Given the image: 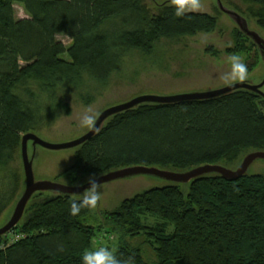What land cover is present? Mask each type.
Returning a JSON list of instances; mask_svg holds the SVG:
<instances>
[{
  "label": "trees",
  "instance_id": "obj_1",
  "mask_svg": "<svg viewBox=\"0 0 264 264\" xmlns=\"http://www.w3.org/2000/svg\"><path fill=\"white\" fill-rule=\"evenodd\" d=\"M244 1L258 7L253 16L264 29V0ZM16 4L27 17L17 16ZM175 10L165 5L153 13L145 0H0V217L24 185L18 163L24 133L70 114L66 98L75 91L91 101L96 85L108 87L126 57L150 55L163 39L218 26L216 15L176 17ZM241 35L257 47L238 27ZM108 119L59 176L137 165L185 171L264 151V97L247 89L142 103ZM71 200L35 193L20 223L0 237V264H82L84 251L103 239L134 264H264L263 174L227 180L210 173L188 184L153 187L103 211L98 226L89 224L94 209L71 215Z\"/></svg>",
  "mask_w": 264,
  "mask_h": 264
},
{
  "label": "rangeland",
  "instance_id": "obj_2",
  "mask_svg": "<svg viewBox=\"0 0 264 264\" xmlns=\"http://www.w3.org/2000/svg\"><path fill=\"white\" fill-rule=\"evenodd\" d=\"M222 2L228 9L245 17L250 29L264 38V29L258 25L257 18L253 16V11L258 8L257 6L244 0H222ZM203 3L205 7L200 13L218 17V26L213 32L163 39L157 43L150 55L134 53L126 57L122 68L114 74L108 87L100 88L96 85L91 101H86L79 96L78 92H73L66 98L70 106V114L62 113L60 119L53 125L44 126L33 132L51 143L68 142L89 131L81 127L78 120L79 114L89 106L100 115L106 108L127 102L140 95L169 96L206 92L229 86L224 84L219 76L230 69L228 57L234 53L241 55L248 66L247 82L253 84L262 82L264 80V58L261 52L259 54L257 47L245 36L236 37L237 24L228 14L219 10L217 0H203ZM145 4L153 13H158L165 5H171L170 0H145ZM15 9L18 17H27L19 4L15 5ZM57 39L66 46L71 44V39L64 34H58ZM64 57H67V54ZM262 89L264 91V86ZM77 149L78 147L52 150L37 146L34 151L29 142V154L34 153L35 179L59 182L69 186L86 184L91 175L76 176L75 179L68 174L59 176L74 164ZM252 151H244L236 161L222 164L236 169L244 157ZM18 163L23 168L21 156L18 157ZM248 173L264 175V159H256L250 165ZM170 183L164 178L148 174L102 183V198L97 208L94 209L89 224L100 225L103 221L101 213L116 209L124 199L150 188ZM23 186L22 184L20 194ZM16 202L17 199L3 212L0 217V226L9 220ZM112 243L114 246L117 244L114 240ZM105 244L106 241L103 239L100 246H105ZM149 254L153 257L151 251Z\"/></svg>",
  "mask_w": 264,
  "mask_h": 264
},
{
  "label": "water",
  "instance_id": "obj_3",
  "mask_svg": "<svg viewBox=\"0 0 264 264\" xmlns=\"http://www.w3.org/2000/svg\"><path fill=\"white\" fill-rule=\"evenodd\" d=\"M217 2L219 9L224 13L228 14L237 24L239 29L252 39V41L257 45L259 51L261 52L264 58V38L258 32L250 29L248 21L245 17H243L238 12L225 7L222 0H217ZM263 86L264 80L258 84H253L246 81L243 83L238 82L220 89L206 92H193L169 96H160L154 94L140 95L127 102L113 105L103 110L98 116L96 127L101 129L104 126L106 120L111 116L117 113L133 109L142 103H175L190 100L210 99L225 95L238 89H247L264 97V91L262 89ZM97 133L98 132L89 130L79 138L63 143L48 142L32 131H29L22 135L21 159L24 173V189L19 198L17 199L14 210L9 220L4 225L0 226V237L13 230L20 223L24 216L26 207L35 193L52 192L55 194L69 195L73 192L82 193L85 188L89 187L88 183L81 185V187H76L64 185L62 183L54 181L36 180L33 169L34 153L32 155L29 154V142H31L34 151L36 150L37 146H42L44 148L52 150H60L78 147L87 140L91 139ZM259 158L264 159V151L259 150L248 153L236 169L228 168L223 164L211 163L195 166L185 171H175L169 169H162L155 166L137 165L116 169L101 174L97 176V178L100 183H105L120 178L131 177L134 175L148 174L164 178L170 181L171 183L188 184L196 178H199L206 174L217 173L227 180H237L243 175H245L248 172L250 165L256 159Z\"/></svg>",
  "mask_w": 264,
  "mask_h": 264
},
{
  "label": "clouds",
  "instance_id": "obj_4",
  "mask_svg": "<svg viewBox=\"0 0 264 264\" xmlns=\"http://www.w3.org/2000/svg\"><path fill=\"white\" fill-rule=\"evenodd\" d=\"M171 5L175 6V16L183 17L188 13L200 12L205 5L203 0H170ZM230 69L221 73L219 79L226 85L235 82H246L249 76L247 64L239 54H231L228 57ZM98 112L94 111L91 106L85 108L78 116L79 125L90 131L98 132L96 127ZM87 183L89 187L85 188L82 193L73 192L69 194L72 197L70 205V214L78 215L82 209H95L102 198V183L98 181L95 175L89 176ZM81 187V185H76ZM82 264H134L133 258L121 260L117 257L115 250L107 246H99L92 250H85L82 255Z\"/></svg>",
  "mask_w": 264,
  "mask_h": 264
}]
</instances>
